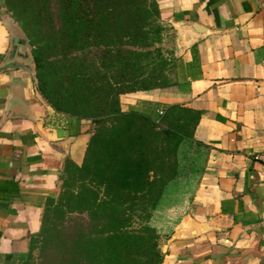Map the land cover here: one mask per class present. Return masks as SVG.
<instances>
[{
	"label": "crops",
	"instance_id": "0c3cea01",
	"mask_svg": "<svg viewBox=\"0 0 264 264\" xmlns=\"http://www.w3.org/2000/svg\"><path fill=\"white\" fill-rule=\"evenodd\" d=\"M156 2L168 86L129 94L122 109L194 110V140L209 147L191 201L163 217L162 264H264V0ZM13 28L0 0V264L24 260L91 135L42 99L32 71L3 70Z\"/></svg>",
	"mask_w": 264,
	"mask_h": 264
},
{
	"label": "trees",
	"instance_id": "16d2710c",
	"mask_svg": "<svg viewBox=\"0 0 264 264\" xmlns=\"http://www.w3.org/2000/svg\"><path fill=\"white\" fill-rule=\"evenodd\" d=\"M2 8L30 47L42 99L92 126L82 165L66 162L20 264H33L35 251L46 264H162L159 224L191 201L209 147L194 140V110L122 109L127 95L168 86L156 0H2Z\"/></svg>",
	"mask_w": 264,
	"mask_h": 264
},
{
	"label": "water",
	"instance_id": "95a60500",
	"mask_svg": "<svg viewBox=\"0 0 264 264\" xmlns=\"http://www.w3.org/2000/svg\"><path fill=\"white\" fill-rule=\"evenodd\" d=\"M19 37L15 33L10 35V44L7 54L3 60V70L26 68L34 73L35 64L31 55L30 47L27 44H22ZM17 104L13 103L11 112L16 109ZM14 113H11L12 116ZM180 234V229L178 230Z\"/></svg>",
	"mask_w": 264,
	"mask_h": 264
},
{
	"label": "rangeland",
	"instance_id": "374dc122",
	"mask_svg": "<svg viewBox=\"0 0 264 264\" xmlns=\"http://www.w3.org/2000/svg\"><path fill=\"white\" fill-rule=\"evenodd\" d=\"M12 33H15L17 37H19L20 39L23 38L22 33L20 32V28L18 27V24L14 23V28L12 30ZM19 39V41H20ZM92 132V126L90 125V134ZM91 136V135H90ZM185 150H190L188 147ZM156 222V221H155ZM156 224V223H155ZM163 224H159V227H161ZM164 228L168 227L167 224L165 223V225H163ZM38 251H35V257H36V261L33 264H46L44 260H39L38 259ZM45 255L47 257L48 260L51 259L52 255H53V251H51L50 249L45 251Z\"/></svg>",
	"mask_w": 264,
	"mask_h": 264
},
{
	"label": "built area",
	"instance_id": "2783aa9c",
	"mask_svg": "<svg viewBox=\"0 0 264 264\" xmlns=\"http://www.w3.org/2000/svg\"><path fill=\"white\" fill-rule=\"evenodd\" d=\"M261 11H262V13H263V15H264V3H263V5H262V7H261ZM159 114L161 115L162 112H159Z\"/></svg>",
	"mask_w": 264,
	"mask_h": 264
}]
</instances>
